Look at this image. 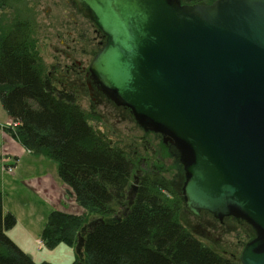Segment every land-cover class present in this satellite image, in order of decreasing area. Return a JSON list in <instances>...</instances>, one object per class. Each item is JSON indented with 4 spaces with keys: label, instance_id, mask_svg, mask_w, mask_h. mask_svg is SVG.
<instances>
[{
    "label": "water",
    "instance_id": "obj_1",
    "mask_svg": "<svg viewBox=\"0 0 264 264\" xmlns=\"http://www.w3.org/2000/svg\"><path fill=\"white\" fill-rule=\"evenodd\" d=\"M72 1L105 36L88 68L96 89L180 153L184 208L245 220L255 235L239 261L264 264V0ZM102 222L77 233V253Z\"/></svg>",
    "mask_w": 264,
    "mask_h": 264
},
{
    "label": "trees",
    "instance_id": "obj_2",
    "mask_svg": "<svg viewBox=\"0 0 264 264\" xmlns=\"http://www.w3.org/2000/svg\"><path fill=\"white\" fill-rule=\"evenodd\" d=\"M14 1L0 0V12ZM31 35L27 20L0 23V102L17 123L4 128L34 155L56 162L59 178L84 211L50 210L40 232L43 245L73 248L89 217L101 216L102 223L83 232V247L70 264H241L182 225L180 189L160 171L143 172L128 205L133 160L88 124L90 115L73 90L59 88L45 74ZM15 222L3 211L0 191V264H52L35 261L7 235Z\"/></svg>",
    "mask_w": 264,
    "mask_h": 264
},
{
    "label": "rangeland",
    "instance_id": "obj_3",
    "mask_svg": "<svg viewBox=\"0 0 264 264\" xmlns=\"http://www.w3.org/2000/svg\"><path fill=\"white\" fill-rule=\"evenodd\" d=\"M74 8L69 0H15L0 12V23L3 26H8L12 19L18 17L32 24L31 38L43 63L45 74L59 88H70L75 92L77 102L90 115L88 124L111 143L125 150L133 160L132 174L134 175L136 174L135 170L140 168V166H135L139 154H146L150 159L157 158L151 154L150 149L144 151L142 144L147 141L150 146L158 148V137L144 130L128 108L116 106L102 94L90 88L85 70L89 73V64L104 43L105 38L100 37L101 33L94 32L97 27ZM0 118V123H3L0 124V129L10 136L4 127L13 129L17 123L7 115L1 102ZM11 138L13 139V137ZM13 140L17 142L15 139ZM17 143L23 147L19 142ZM23 149L34 155L25 147ZM134 151L137 152L136 155H134ZM167 151L169 150L167 149ZM37 157H42L45 165L52 167L56 176L59 177L57 164L54 160L43 156ZM2 161L13 167V158L3 157L0 159V191L3 186L1 176L8 173L4 168L9 167V165L4 166ZM22 163L26 164L25 160H22ZM154 169L160 171L181 191L185 172L181 158L177 154L169 157L165 152L161 153ZM137 180L139 181V178ZM67 188L65 189L66 198L69 199L72 195ZM30 204L32 205V202ZM8 208L17 213L10 212L15 214L16 222L7 231V235L15 237L18 242L22 243L19 245L28 255L35 261L44 260L52 264H70L74 258V247L58 243L53 248H47L40 240V232L47 219L48 211L42 210L37 205H32L35 211L29 209L28 212H23L25 210L21 205L15 204L12 200L4 203L5 213L8 212ZM77 209L78 211L67 212L76 215L84 212L78 204ZM179 220L196 239L226 257H239L244 244L255 235L249 223L233 215L219 221L206 214L195 217L182 208ZM37 227L42 228L39 230Z\"/></svg>",
    "mask_w": 264,
    "mask_h": 264
},
{
    "label": "crops",
    "instance_id": "obj_4",
    "mask_svg": "<svg viewBox=\"0 0 264 264\" xmlns=\"http://www.w3.org/2000/svg\"><path fill=\"white\" fill-rule=\"evenodd\" d=\"M3 157L13 158V171L1 176L3 211L4 203L9 200L21 205L25 210L23 212H28L29 209L35 211L32 205H37L48 212L52 209L78 211L73 197L66 198L65 189L67 187L56 176L54 169L46 166L42 157L25 151L4 130L0 129V159ZM22 160H25L26 164H23ZM8 212L17 213L13 209H9ZM37 228L40 230L42 227ZM38 229L37 232H39ZM9 237L23 250L22 243L18 242L15 237L12 238L10 235Z\"/></svg>",
    "mask_w": 264,
    "mask_h": 264
},
{
    "label": "flooded vegetation",
    "instance_id": "obj_5",
    "mask_svg": "<svg viewBox=\"0 0 264 264\" xmlns=\"http://www.w3.org/2000/svg\"><path fill=\"white\" fill-rule=\"evenodd\" d=\"M69 1H70V3L72 4V6L75 7L74 9H76V11L82 15V13L78 10L76 4H75L72 0H69ZM177 1H178L179 4H181V5H193V4H210V3H212L214 0H177ZM82 16H83V15H82ZM83 17H85V16H83ZM85 18L88 19L87 17H85ZM88 20H89V19H88ZM95 31H96L97 33H101V34H102V36H100V37L105 38V36L103 35V33H102L98 28H96V30H94V32H95ZM100 43H101V42H100ZM101 44H102V43H101ZM85 74H87V78H88L87 70H85ZM87 80H88V83H89L90 88H91V89H94L97 93H100V92L96 89L95 85L91 82V80H90L89 78H88ZM100 94H101V93H100ZM149 132L153 133V134L155 135V137H158V140H159L158 148H159V149L150 146V145L148 144L147 141H145L144 144H142V145H143V150H144V151H146L147 149H150L151 154L155 155V157H157V158H156V159H155V158H154V159H153V158L150 159V157H148L146 154H143V155H140V154H139L135 166H137V167L140 166V168H139V169H136L135 172H136V171H139V172H140V173H139L140 176L143 174L144 171H146V170H148V169L155 170V169H154V165H155V163H157L158 157L160 156L161 153H164V152H165L169 157L172 156V155L174 156L175 154H177V155L181 158L180 153L177 152V150H175L172 146L163 143V141H162V134H161L160 132H156V131H149ZM159 146H160V147H159ZM167 147H168V148H167ZM167 149H168L169 151H167ZM168 152H169V153H168ZM136 154H137V152L134 151V155H136ZM132 164H133V161H132ZM133 169H134V168H133ZM139 178H140V177H139ZM203 214H206V215L212 217V215H211L210 213L206 212V211H201V212H200V217H201Z\"/></svg>",
    "mask_w": 264,
    "mask_h": 264
}]
</instances>
